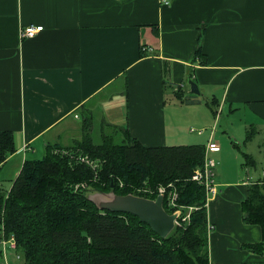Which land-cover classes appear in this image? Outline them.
<instances>
[{"label":"crops","instance_id":"crops-1","mask_svg":"<svg viewBox=\"0 0 264 264\" xmlns=\"http://www.w3.org/2000/svg\"><path fill=\"white\" fill-rule=\"evenodd\" d=\"M28 24L42 29L21 37ZM87 116L91 139L96 120L144 146L215 140L209 262L264 264L261 229L241 211L249 183L264 177L251 148L264 147V0H0V131L14 145L0 191L25 159L80 139ZM16 253L6 247L4 259L0 245L7 264H22Z\"/></svg>","mask_w":264,"mask_h":264},{"label":"trees","instance_id":"trees-1","mask_svg":"<svg viewBox=\"0 0 264 264\" xmlns=\"http://www.w3.org/2000/svg\"><path fill=\"white\" fill-rule=\"evenodd\" d=\"M200 54L197 47L194 55ZM206 104L215 111L212 99ZM89 118L84 117L80 139L66 148L47 145L41 158L25 159L9 191H0L3 235L14 236L22 264H210L205 192L190 179L203 163L204 145L144 146L126 132L120 142L104 133L94 143ZM11 134L0 131V163L14 150ZM74 149L101 160L97 178L87 164L70 159L76 156L70 152ZM250 161L253 157L244 154V163ZM116 178L124 186L118 187ZM144 179L152 184L172 181L181 195L178 202L195 207L184 230L160 237L133 213L100 209L87 198L96 190L132 193L130 186ZM81 181L88 187L74 189ZM241 208L242 220L260 227L264 247V177L249 183Z\"/></svg>","mask_w":264,"mask_h":264},{"label":"water","instance_id":"water-1","mask_svg":"<svg viewBox=\"0 0 264 264\" xmlns=\"http://www.w3.org/2000/svg\"><path fill=\"white\" fill-rule=\"evenodd\" d=\"M189 86L191 93H199L194 81L189 80ZM110 185L112 186V182ZM87 198L100 209L133 213L140 221L147 223L160 237H165L173 229L174 220L177 217L175 211L169 213L165 210L161 193L150 199L131 192L118 194L113 190H96L88 193Z\"/></svg>","mask_w":264,"mask_h":264},{"label":"rangeland","instance_id":"rangeland-1","mask_svg":"<svg viewBox=\"0 0 264 264\" xmlns=\"http://www.w3.org/2000/svg\"><path fill=\"white\" fill-rule=\"evenodd\" d=\"M169 91L170 90H168V92ZM224 122H225L224 118H221L220 119V123H219L220 129H222L221 126L224 125ZM108 129L109 128L107 126L106 127L103 126V128L101 130V126L99 125V127H98L96 120H93V128H92V132H91L92 139L95 142L100 143L103 132L107 133V134H111L110 131H108ZM220 133L222 134L221 131H220ZM119 137H120L119 134L115 135L114 140L116 142H120ZM226 141H228V143H229V139L226 140ZM255 144L256 143L253 142V145L251 146V148L255 152L254 154H256V156H258V157H256L257 163H258V167H263V165H264V155H263L264 154V147H261L260 151H259V149L257 147H256V149H255V147H253V146H255ZM239 146H240L241 150L246 151V147H245V145H243V143L240 142ZM53 152H55V151L53 150ZM70 152L74 153L77 156V157L75 156L73 158H70L72 161L79 160L78 156H81V153H80L79 150L74 149L73 151H70ZM59 153H63V152H59ZM40 156H42V155L39 154L37 156V158H41ZM87 158L89 160H92L94 163H96V165H97L96 172L98 173V170H99L98 168L101 165V160L99 158H93V159L89 158V157H87ZM96 172L93 173L95 175V178H97ZM111 181L113 182V178L111 179ZM116 181L118 182V187L124 186V184L122 185L120 179L116 178ZM81 182L83 183V186L80 187L79 189L88 187L86 185V181H81ZM159 185H160L161 188H163L162 186H164V185L166 186L165 190H164V197H163V205H164L163 207H166L165 210L167 212L171 213V212H174L175 209H179V212H180L179 216L177 218L178 223L174 224V227H172L173 228L172 231H175L176 229L184 230L187 227V225H189L190 213L195 207H193L192 205H184V204L178 202L180 200L179 198H180L181 195L178 192L175 184L172 181L166 182V184H164V183H157V184L154 183V184H152V183H148L147 179H144V180H142L140 182V184L131 185L130 187L133 189L132 193L137 194V195H142V196H145V197H149L151 199V195H154V197H155L158 194V189L157 188H158ZM90 192H94V191H90ZM168 192H169V195H173L174 202L176 204L175 206L166 203V195H167ZM19 258L22 259V256L20 254H19Z\"/></svg>","mask_w":264,"mask_h":264},{"label":"built area","instance_id":"built-area-1","mask_svg":"<svg viewBox=\"0 0 264 264\" xmlns=\"http://www.w3.org/2000/svg\"><path fill=\"white\" fill-rule=\"evenodd\" d=\"M170 0H159L160 3L162 4H166L168 3ZM42 29L41 25H32V24H28L23 26L20 29V36L21 37H31V35L33 36L34 34H36L37 32H39ZM142 50H145V47L142 46L141 47ZM76 116V115H74ZM212 138H209L207 143L205 144V149H204V158H203V163L201 166H198L196 168H194L192 170V174L190 179L192 181H195L196 183L202 185L204 192H205V205L207 203V199L209 197H213L216 192H217V186L215 184V182L213 181V167L215 165V161L214 159H212L211 157L207 156V151H215L218 149L219 145L215 140H211ZM55 152H63V153H67L69 151L63 149V150H58V149H54ZM77 157V156H76ZM79 161H82L84 163H86L94 172H96L97 170V165L96 163H94L92 160H89L87 158V156L85 155H81L78 156ZM83 186V183H77L74 185V189L80 188ZM163 188L160 187V185L158 186V194H163L164 197V190H165V185L162 186ZM166 203L171 204L173 206H175V202H174V197L173 195H169V192L166 195ZM177 213V217L174 220V224L178 223V216H179V209H175L174 210ZM207 228H210V225L207 224ZM0 245H1V250H2V255L3 258L5 259V250L6 247H9L11 249H15V238L12 234L8 235V236H4L3 235V228H2V223H0ZM16 257L19 258V254L16 253ZM0 264H7L6 260H0Z\"/></svg>","mask_w":264,"mask_h":264}]
</instances>
